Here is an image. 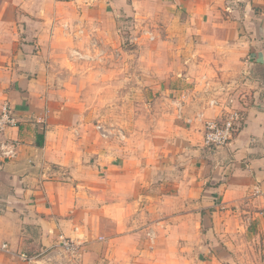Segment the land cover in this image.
Segmentation results:
<instances>
[{
    "label": "crops",
    "instance_id": "crops-1",
    "mask_svg": "<svg viewBox=\"0 0 264 264\" xmlns=\"http://www.w3.org/2000/svg\"><path fill=\"white\" fill-rule=\"evenodd\" d=\"M147 26L157 43L153 164L138 153L140 132L134 143L99 140L48 81L55 52L83 36L129 69L128 58L147 57ZM5 102L19 123L0 132L15 151L0 154L11 186L0 264H257L260 246L264 257L263 0H0V110ZM228 108L242 127L205 146L203 122ZM59 236L79 251L57 247Z\"/></svg>",
    "mask_w": 264,
    "mask_h": 264
},
{
    "label": "rangeland",
    "instance_id": "rangeland-1",
    "mask_svg": "<svg viewBox=\"0 0 264 264\" xmlns=\"http://www.w3.org/2000/svg\"><path fill=\"white\" fill-rule=\"evenodd\" d=\"M144 30L156 34L153 31L154 26H147ZM3 34L5 35L4 32ZM81 40L82 42L78 37L80 47H72L67 54L64 49L62 52L56 51L55 57L50 59V90L53 95L72 105L71 113H77L81 117L79 124L86 126L99 140L115 139L117 143H134L137 140L136 133L140 132L141 138L138 141L142 146L138 153L143 155L146 164H153L157 160V73L153 68L156 61L152 55L157 53L156 41L145 36L141 38L140 46L147 57L128 58L130 67L127 69L121 55L117 57L101 52L99 48L95 50L96 48L83 41L84 36ZM9 43L8 41L3 44L6 49L9 48ZM15 45L20 48V43L14 41L12 49L17 50ZM138 86L139 90L133 89ZM12 113L15 116L13 110ZM97 125L108 129L110 136L101 138L96 129ZM28 168L34 171L39 169ZM6 170L7 168L0 165V199L11 192V186L4 175ZM257 255V264H264L261 246Z\"/></svg>",
    "mask_w": 264,
    "mask_h": 264
},
{
    "label": "built area",
    "instance_id": "built-area-1",
    "mask_svg": "<svg viewBox=\"0 0 264 264\" xmlns=\"http://www.w3.org/2000/svg\"><path fill=\"white\" fill-rule=\"evenodd\" d=\"M264 6V0H263ZM147 39H152V34L143 30L141 32ZM224 106L217 101L216 99H212L209 101V106ZM181 108L179 107L178 110ZM244 122L243 116L238 109L228 108L226 112L219 119H208L203 122V143L205 146L209 147H222L227 145L235 136V134L242 127ZM18 120L12 113V109L10 108L8 103H4L0 110V132H2L6 127H14L17 126ZM96 129L98 131V135L101 138H108L110 136V131L104 128L102 125H97ZM0 154L4 157H13L15 154L14 147L12 143H3L0 145ZM80 242L72 240L71 238L65 236H59V242L57 247L62 249L64 252L69 254H75L79 251ZM7 247L6 244H1L0 249H5ZM19 257L22 260L29 261L33 259V257L28 256L24 253H20Z\"/></svg>",
    "mask_w": 264,
    "mask_h": 264
},
{
    "label": "trees",
    "instance_id": "trees-1",
    "mask_svg": "<svg viewBox=\"0 0 264 264\" xmlns=\"http://www.w3.org/2000/svg\"><path fill=\"white\" fill-rule=\"evenodd\" d=\"M42 132H39V134H37V140H36V144L38 145V146H41L42 145Z\"/></svg>",
    "mask_w": 264,
    "mask_h": 264
}]
</instances>
